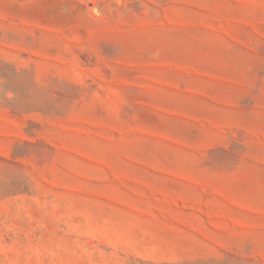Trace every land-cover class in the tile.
Instances as JSON below:
<instances>
[{
	"label": "rangeland",
	"instance_id": "1",
	"mask_svg": "<svg viewBox=\"0 0 264 264\" xmlns=\"http://www.w3.org/2000/svg\"><path fill=\"white\" fill-rule=\"evenodd\" d=\"M0 264H264V0H0Z\"/></svg>",
	"mask_w": 264,
	"mask_h": 264
}]
</instances>
